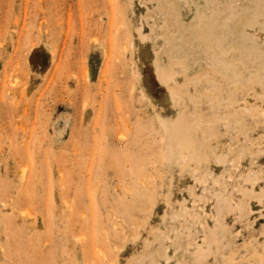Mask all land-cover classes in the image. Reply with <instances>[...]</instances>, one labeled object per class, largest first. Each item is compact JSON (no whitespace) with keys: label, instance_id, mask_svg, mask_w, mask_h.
Instances as JSON below:
<instances>
[{"label":"rangeland","instance_id":"1","mask_svg":"<svg viewBox=\"0 0 264 264\" xmlns=\"http://www.w3.org/2000/svg\"><path fill=\"white\" fill-rule=\"evenodd\" d=\"M0 264H264V0H0Z\"/></svg>","mask_w":264,"mask_h":264}]
</instances>
